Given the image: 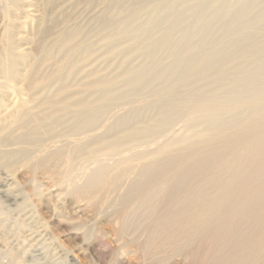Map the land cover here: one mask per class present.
Wrapping results in <instances>:
<instances>
[{
  "label": "bare ground",
  "instance_id": "1",
  "mask_svg": "<svg viewBox=\"0 0 264 264\" xmlns=\"http://www.w3.org/2000/svg\"><path fill=\"white\" fill-rule=\"evenodd\" d=\"M136 1L133 5L127 0L108 1L105 11L109 15L101 28L115 26V31L102 42L104 46L126 42L127 46L113 49L111 55L118 57L133 48L142 62L129 65L131 57L126 55L120 65L122 78L97 75L72 88L67 79L75 78L95 54L90 44L76 43L79 28L64 30L48 47L45 42L55 24L50 15L55 0L42 1L44 10L34 32L20 16L29 18L31 1L0 0L5 22L0 39V172L16 174L25 168L42 176L55 175L77 199L90 198L101 206L109 192L117 191L113 201L122 231L134 226L132 217L155 213L158 203L168 201L157 214H163L157 218L160 222L147 225L150 238L145 245L160 244L174 253L190 249L202 230H211L217 212L222 214L224 231L230 229L227 221L233 216L242 222L254 220L242 229L232 228L229 239L219 234L208 244L221 246L228 240L214 264H264V38L250 44L249 38L241 39V33L233 29L240 23L246 24V31L264 27V14L255 16L249 7L235 14L233 8L247 6V0ZM23 2L27 4L24 9ZM143 13L147 19L138 23ZM63 15L71 17L70 12ZM214 21L222 22L226 29L221 36L224 42L208 44ZM156 26H165L159 35L152 33ZM23 28L29 31L24 38L31 45L27 49H20ZM163 54L169 63L160 60ZM191 57L198 63L186 60ZM164 80L170 83L159 87ZM173 80L182 85L210 80L214 91L205 85L182 96ZM226 81L233 84V90L250 81L253 86L232 92L222 85ZM55 82L58 86L52 91ZM122 82L124 88L113 91ZM223 88L221 95L217 91ZM138 90L157 95L146 105L163 104L156 119L140 125L134 123L142 118L140 113L115 111L127 107L131 97L140 94L135 92ZM241 108L252 113L243 116L238 112ZM184 116L183 127L188 132L176 133L175 125ZM198 119L205 126H197ZM149 143H155L154 148ZM214 147L219 151H212ZM198 173L204 176L194 184ZM39 187L33 188V194L42 198ZM6 202L0 197V229L7 225L2 216L11 215ZM15 213L22 221L18 228L25 231L32 218L30 210L24 206Z\"/></svg>",
  "mask_w": 264,
  "mask_h": 264
},
{
  "label": "rangeland",
  "instance_id": "2",
  "mask_svg": "<svg viewBox=\"0 0 264 264\" xmlns=\"http://www.w3.org/2000/svg\"><path fill=\"white\" fill-rule=\"evenodd\" d=\"M24 1H31L32 6L27 7V4L23 2V9L24 7H27L30 8L31 11L29 18L27 19L24 18L25 14L19 12L20 16H22L21 21L25 20V25H27L26 22L29 23L28 28H30V30L32 29L34 32L39 28V20L44 10V3L42 2L43 0ZM108 1L109 0H99L95 4L89 5L87 0H55V5L53 4L54 6L50 11V15L52 19H54L52 24H55L53 25V29L46 39L47 42H45V44L48 43V47L54 45L55 41L62 35L64 30L78 27L80 33L76 39V43L90 44L95 49V54L92 56V60L91 58L89 59L86 64L87 66L82 67L75 78L67 79L68 83L72 85V88H75L79 82L90 81L91 79H94L97 75L105 77H117L119 79L122 78L123 70L120 65L122 64L123 58L126 55L131 57V59H129L130 61L128 62L129 65H137L142 62V59L134 54L133 48L126 50V52L124 51L118 57L111 55L113 49L115 50L116 48L127 46L126 42L116 41L109 44V46L103 45L102 41L103 39L105 40L106 35L115 31V26L103 29L104 31L101 28L103 26L105 16L109 15L108 11H105ZM190 1L194 2L195 0ZM135 2L137 1L127 0L128 5H133ZM179 3L181 5L182 2ZM247 3V6L243 8H233L235 14L244 10V8L247 9L246 7L251 8L249 9L251 12L254 10L252 14H255V16H261L264 14V0H247ZM3 12L4 11L2 8H0V39L2 37V32L5 25L3 20ZM69 12L71 13V17L66 19L63 13ZM146 19L147 15L143 13L139 17L138 23L144 22ZM228 21L229 19L226 22ZM240 24H236L233 29L241 33L239 34L241 39L243 38V40H247L249 38L247 41L249 43L251 42L250 44H255V42L258 41V38H264V27L258 26L251 29L248 28L246 31V28H244L246 24ZM164 27L156 26L152 33L159 35L164 30ZM25 28H23V31L19 34V36L23 39L29 34V31ZM224 30L226 31L222 22L214 21L211 25L210 31H208V37H210L208 38L207 43L212 44L215 42H224L222 38L225 34ZM23 39L21 42L24 44H22L20 49H27V47L31 45L26 44L25 39ZM225 41H227L226 44H228L229 40ZM160 60L165 63L170 62V59H168L165 54L161 55ZM186 60L191 64L198 63V59L194 57L188 58ZM43 70L46 71L48 69L45 66ZM173 81L175 82V89L178 90L182 96L188 97L205 85V88L214 91V85L210 80H207V82L199 81V85L197 82L194 84L182 85V82H179L178 80ZM57 83L58 82L52 84V91L57 88ZM168 83H170V81H161L159 87H165ZM125 85L126 83L122 82L120 85L114 88L113 91L118 92L120 89L124 88ZM222 85L224 88H230L229 90L232 92L244 91L245 89L253 86V81L247 83L243 88H236L234 90L233 84L229 81L224 82ZM261 85V88H264V83ZM224 88L217 92L222 95L225 93ZM135 92L140 94L133 95L131 97L130 102H134L133 105L128 103V105H126L127 107L124 106L121 109H115L116 113H131V111L133 113H140L142 118L134 120L136 125H140L143 123V121L147 122L153 120V118L156 119L158 117V107L163 104L159 103L146 105V103L149 102V100H154L153 97L156 98L157 95L154 94L153 96L154 92L152 91L138 90ZM147 96L149 98H147ZM141 101H144V104ZM238 110V112H240L243 116L252 113L248 108H241ZM231 115L232 114H229V116L225 115L226 117H223L227 118ZM223 117H221V120L224 119ZM183 118L177 122V126L175 125L174 131L177 128L175 131L176 133L188 132V127H183L185 126L184 124L187 117L184 116ZM203 122V119H198L195 124L199 127H203L205 126V123ZM65 125H68V123ZM257 127H260V125ZM232 129L233 128H231V130ZM102 130L100 129L99 131ZM154 146L155 143L148 144L150 149L154 148ZM212 151H219V148L214 147ZM200 155L204 156V153ZM147 158L148 156L145 157V159ZM107 170L112 173L113 167H109ZM203 176V173L196 174V179L193 181V183H199ZM130 181H132L131 178L126 180V182ZM37 185L40 186L39 188L42 190V196L44 195L42 198L33 194V188ZM68 188L69 186H62L58 182V178L55 175L42 176L34 174L25 168H21L16 172V174H13L7 173L6 170L2 169L0 172V197L7 200L6 205L10 206L11 215L10 217L4 215L2 216V218L6 220L5 223L7 222V225H5L6 227H2L3 229H0V264H214L217 259L222 257L223 252L227 247L226 244L228 240L225 241L224 245L211 246L208 244L211 238L215 235L218 236L221 234L222 236L228 237L229 239L231 237L230 235H232V228L242 229L245 224L253 223L254 221L247 220L242 222L238 220L237 216H233L227 221V225L229 224L230 229L224 231L221 228L222 214L217 212L212 216L211 222L213 228L211 230H202L200 236L194 238L193 243L190 245V249H187L183 253H174L170 250V248H167V246L161 248L160 244L158 246L155 243L151 246L145 245L150 238L149 233L151 225L156 222H160L157 220V218L159 219L163 214L160 216L157 214L158 212L160 214L165 210V207L169 204L168 201L161 204L158 203L156 207L158 209L155 213L146 212L144 216H139L137 219L136 217H132L131 220L136 227L133 226L127 229V231H122L119 227L121 220L119 218L118 212L116 211L117 204L116 201H113V199L116 200L118 198L117 191L115 193L109 192V201L107 200L105 204L102 203L101 206V204L93 203L94 200H90V198L77 199L74 193L69 191L70 188ZM204 197L209 198L208 195H205ZM22 204L23 206H20ZM24 206H26L27 210H30L32 217L31 219H28V222L30 221V225L26 227L25 231L22 229V227L18 228L22 221L19 220L16 215H14L15 212L17 213L20 212V210H23ZM103 207L108 210H105ZM12 209L15 212H12ZM33 209L34 212L32 211ZM36 214L37 216H35ZM142 221L144 223H142ZM31 228L32 230H30ZM19 229H22L23 232H18L17 230ZM32 231L35 232L32 233ZM31 233L32 237L30 236ZM23 236L24 238H22ZM159 241L161 240L159 239ZM14 252H17L19 256L15 255L17 253ZM261 254L262 253H260V255Z\"/></svg>",
  "mask_w": 264,
  "mask_h": 264
}]
</instances>
